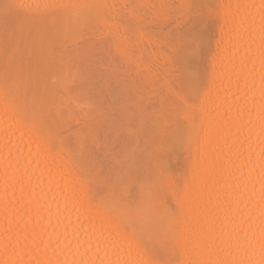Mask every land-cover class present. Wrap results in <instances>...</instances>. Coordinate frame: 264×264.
I'll use <instances>...</instances> for the list:
<instances>
[{"label":"bare ground","instance_id":"1","mask_svg":"<svg viewBox=\"0 0 264 264\" xmlns=\"http://www.w3.org/2000/svg\"><path fill=\"white\" fill-rule=\"evenodd\" d=\"M171 1L0 0V264H264V0L200 3L216 39L176 35L167 128L142 117L137 156L112 179L91 151L97 131L63 128L55 85L93 80L100 54L140 61L158 87L135 25ZM164 41L152 42L168 77Z\"/></svg>","mask_w":264,"mask_h":264},{"label":"rangeland","instance_id":"2","mask_svg":"<svg viewBox=\"0 0 264 264\" xmlns=\"http://www.w3.org/2000/svg\"><path fill=\"white\" fill-rule=\"evenodd\" d=\"M198 2L200 5L199 10H201V7L204 4H208V6H210L211 4V7L213 6V2H208V0H199ZM200 3L203 5H201ZM193 5L194 8L192 5L190 7L193 9H190V15L189 13L185 15V11L182 8L183 6H180L177 1L172 0L169 7L170 9L166 11L167 14H161L159 15L160 17L157 16L156 19L154 18L152 20L150 19V17L146 16L141 22H138L135 25L137 31L139 32L137 36L138 45L141 49H143L144 52L143 60L144 62H146L152 59L151 61L153 62H149L151 63L150 68L151 70L154 69V73L152 72V74H155V72L157 71V74L155 75H157L158 78V87L155 84L157 83V81L155 83H152L148 81L149 79H146V74L148 73V76H150L149 73L151 71H146L143 67H140V61H138L139 65L132 61H126L118 52L112 50H110V53L108 55H105L104 58L103 54L97 56L98 59H95V62L98 63H96L97 66L88 64V71H91L95 75V78L93 80L71 81L55 85L54 94L57 95L55 96L58 97L60 102L59 110L60 117L62 118L63 122V128H67L66 131L68 133L69 131L78 129H93L97 131L96 141L98 140L99 143L97 144L95 142L91 151L94 150L92 152L94 153L93 155L97 154L95 155V157L98 161V164L101 166L104 175L106 174L105 176H108V172L109 174L111 173L109 175V180L110 178L112 179V171L114 172V170L116 171L119 169L117 167V163L119 164L123 159H125L126 154L124 155V153L132 151L130 150V147H132L133 143L135 142V136L133 137L132 131L133 129L137 130L136 128L138 127V123L142 117L157 115L160 116L161 125H164L165 123L168 124V108H166L168 107L167 101L168 99L170 100L169 95L171 92V88L172 92H178V87L176 84L178 72L177 66L179 67L178 59L180 58L181 49L184 47L183 45H185L186 47L185 42L188 40V38V42L195 40V38L196 40L200 39L201 42L203 41V45L205 43H209L207 44L209 45V47L213 45V42L211 43V40L215 41L216 39V29L214 24L215 21L211 19L212 17L210 16V18L205 17L204 6L202 7L201 12L197 10V4L193 3ZM195 25L198 26L196 27ZM181 34L184 36H182ZM195 34H197V36ZM176 35L183 38L187 37V39L184 38L185 42L181 39V42H184V44L179 42L180 39L177 38ZM152 37L154 39H152ZM163 38L165 39V41L163 40ZM152 41H154V43L164 41L169 47V53L166 56L165 60V62H168L170 64V72L168 74L169 78L167 77V75L160 74V72L165 70L164 68H166V63H163L164 61H162V58H159V54H155L156 48L154 49L153 47H158V45L154 44ZM150 42H152L153 46H151L153 49L152 51L155 54L153 55L155 57L151 54ZM210 44L212 45L210 46ZM161 45L164 44L161 42ZM170 49L172 52H170ZM193 58H190L192 60L188 59V63L191 64L189 65L190 67L192 66L190 70L194 73L193 64H195L196 60ZM99 59H102V62H100ZM141 62L143 61L141 60ZM193 73L192 75H194ZM165 86L169 88L168 96V91L165 92L167 90L164 88ZM162 98H164V100ZM159 102H161V105ZM166 124L164 126L167 128ZM176 125H180V127L184 126L179 123H177ZM180 127H172L171 129L169 127V130L172 133L171 136L175 139L176 137H178L177 135L179 134L180 130L182 131L183 129L182 127ZM178 130L179 132H177ZM168 135H166L167 140L168 138H171L170 133ZM95 144L97 145L95 146ZM132 148H134V146ZM171 149V152H174V154L176 155L175 161L178 158L181 160L180 161L178 159V162H175L177 165L179 164L178 167L181 166V168L178 169L177 165L173 164L176 165L175 169L180 170L179 174L184 173V169L182 171L181 169L185 166L183 165V161L186 159L185 152L183 151L181 153V149V151L177 150V154H179V156L175 153L176 151L174 150V147ZM132 153L133 154H131V152L129 153L131 155L127 153L126 159L129 158V160H131L132 158H134V156H137L136 149H134ZM182 155L184 156L183 158H185L184 160L182 158ZM138 157L140 158V156ZM170 160L169 164L174 163L171 158ZM179 162H181V164ZM182 175L183 174H181V176ZM136 176L138 177V174H136ZM126 183H129L128 187H131V189H128L133 192L132 189L134 190L135 187L133 186L134 183L133 185H130V183L132 182Z\"/></svg>","mask_w":264,"mask_h":264}]
</instances>
